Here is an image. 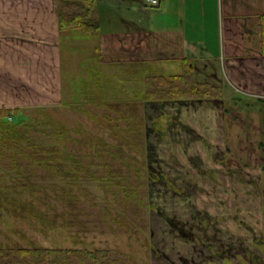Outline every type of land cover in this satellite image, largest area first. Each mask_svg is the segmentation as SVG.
<instances>
[{
  "label": "rangeland",
  "instance_id": "374dc122",
  "mask_svg": "<svg viewBox=\"0 0 264 264\" xmlns=\"http://www.w3.org/2000/svg\"><path fill=\"white\" fill-rule=\"evenodd\" d=\"M96 2L102 22L109 7L121 6L118 0ZM239 20L236 11L223 15L225 57L198 64L197 69L192 65L194 79L219 86L220 96L175 100H144V79L181 73L184 64L118 63V57L101 54L96 37L66 31L61 65L64 100L53 107L25 109L22 118L29 125L28 135L36 143L63 149L64 154L53 153L54 157L75 154L83 171L102 176L111 169L126 173L139 188L141 219H135L138 228L134 226L133 233L119 226L118 218L111 221L100 214L110 205L115 206L113 215L123 210L112 192L119 188L107 178L100 184L82 177L70 189L96 226L90 224L88 231L47 226L35 211L28 217L15 207L21 200L51 214L53 209L62 210L64 200L52 197V189L63 192L52 185L71 183V178L57 175L52 167L53 177L29 160L31 182L21 185L7 174L14 170L1 164L0 174L9 171L7 182L0 184V244L117 248L128 254L129 264H264V75L256 48L249 50V63L246 57L231 62L227 25L232 21L239 27ZM234 32L240 42L239 31ZM121 37L117 44L134 45L145 36L135 29ZM237 53L242 55L239 48ZM79 90H85L84 98ZM114 130L124 138L128 135L131 146L121 144ZM98 138L121 145L142 164L134 161L128 167L104 151L102 157L91 154ZM26 161L19 167L24 173ZM62 164L73 169L68 158Z\"/></svg>",
  "mask_w": 264,
  "mask_h": 264
},
{
  "label": "crops",
  "instance_id": "0c3cea01",
  "mask_svg": "<svg viewBox=\"0 0 264 264\" xmlns=\"http://www.w3.org/2000/svg\"><path fill=\"white\" fill-rule=\"evenodd\" d=\"M118 2L121 6L107 8L103 22L98 4L94 12L100 24V52L118 57V63L159 62L183 67L190 61L194 69L198 64L210 65L213 58L225 57L223 15L236 11L239 27L229 21L226 33L231 62L246 57L249 63L250 48H256L257 64L262 65L258 70L264 75V0H160L156 6L144 0ZM57 4V0H0V109L19 108L24 113L25 109L53 107L64 100L61 65L66 31L58 28ZM138 4L143 9L137 8ZM135 29L143 30L142 42L116 43L124 31ZM236 30L241 37L237 43L233 36Z\"/></svg>",
  "mask_w": 264,
  "mask_h": 264
},
{
  "label": "trees",
  "instance_id": "16d2710c",
  "mask_svg": "<svg viewBox=\"0 0 264 264\" xmlns=\"http://www.w3.org/2000/svg\"><path fill=\"white\" fill-rule=\"evenodd\" d=\"M57 3L58 28L60 31L77 30L85 37H96V39L99 37L100 24L94 14L97 5L96 0H57ZM261 45L264 49V14L261 15ZM83 81L82 84L86 83V80ZM144 82L145 90L142 96L144 100L218 97L221 93L219 86L212 85L209 82H198L194 79V70L190 61L184 62V70L181 73L172 74L170 77L149 75L145 77ZM79 91V95L84 98L83 93L85 90ZM23 114V111L19 108L0 109V166L3 164L5 167L14 170V174L7 173L9 171L7 169L3 170L0 174V184L7 182L6 173L10 176L12 182H18L21 185L31 182L28 177L32 171L29 169V160L34 163L38 162L52 176L54 175L52 167H54L57 175L62 176L64 179L71 178V183L52 185L57 186L63 192L61 194L55 188L52 189V197L64 200L62 210L53 209L54 213L51 214L47 211L35 209L31 203H25L21 200L18 201L21 204H17L16 210L25 213L28 217L34 215L33 211H35L38 215L36 217L50 227L62 225L88 231L90 230L89 225L96 226V223L88 218L89 213L85 211L84 207L78 205L81 199L75 192H72L70 186L71 184L78 185V179L82 177L100 181V184L102 179L107 178L119 188L112 192L115 202L122 203L124 208L113 215L112 210H115V206L110 205L111 208H104V212L99 211V213L103 215L105 213L111 221L118 218L119 226L127 228L126 231L128 232L136 233L134 226L137 228L138 226L135 225V219H141L140 210L143 203L139 188L131 182L130 176L127 177L126 173L124 174L123 171L119 173L115 169L108 170L106 176L97 175V171H90L89 169L83 171L82 161L75 154L67 152V155H63V149L45 146L42 142L36 143L35 139L28 135L29 125L24 123ZM20 124L22 126H19ZM112 133L119 137L121 144L131 146L132 142L128 135L127 138H124L118 131L114 130ZM135 144L138 146L137 142ZM102 151L108 153L113 161L121 160L128 167H131L130 164L134 161L139 165L142 164L139 158L129 154L128 151L126 152L121 145L116 146L102 138H98L94 143L91 154L102 157L100 153ZM53 153L63 154L60 157H54ZM66 158L72 162V170L63 167L62 162ZM8 160L9 163H7ZM24 160H27L24 167L28 173L22 172L19 168L23 165ZM52 160L54 163H50ZM57 162H61V164ZM5 184L7 185V183ZM107 184L109 185V182ZM2 193L4 192L2 191ZM49 194L44 191L45 196L48 197ZM82 215L87 218H81ZM108 226L112 227L110 224ZM129 262L128 254L117 248L89 249L86 247L62 248L0 244V264H129Z\"/></svg>",
  "mask_w": 264,
  "mask_h": 264
},
{
  "label": "built area",
  "instance_id": "2783aa9c",
  "mask_svg": "<svg viewBox=\"0 0 264 264\" xmlns=\"http://www.w3.org/2000/svg\"><path fill=\"white\" fill-rule=\"evenodd\" d=\"M150 6H156L159 4L160 0H144ZM11 119V118H9Z\"/></svg>",
  "mask_w": 264,
  "mask_h": 264
}]
</instances>
